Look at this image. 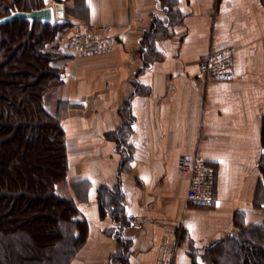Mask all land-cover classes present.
I'll return each instance as SVG.
<instances>
[{
    "label": "crops",
    "instance_id": "obj_1",
    "mask_svg": "<svg viewBox=\"0 0 264 264\" xmlns=\"http://www.w3.org/2000/svg\"><path fill=\"white\" fill-rule=\"evenodd\" d=\"M80 6L84 15H69L70 23L105 27L114 41L88 56L57 47L58 118L88 223L74 264H109L121 250L117 224L97 200L100 186L118 185L130 221L122 233L127 264H158L166 238L179 241L173 264H209L205 249L264 220V0ZM225 46L235 48L234 77L207 80L202 61ZM195 154L216 170L215 207L185 201L189 176L177 163Z\"/></svg>",
    "mask_w": 264,
    "mask_h": 264
},
{
    "label": "trees",
    "instance_id": "obj_2",
    "mask_svg": "<svg viewBox=\"0 0 264 264\" xmlns=\"http://www.w3.org/2000/svg\"><path fill=\"white\" fill-rule=\"evenodd\" d=\"M38 1L21 0L16 9H40ZM62 25L23 19L0 25V264H70L88 236L76 203L55 192L67 174L65 137L58 115L43 104L51 80L61 81L44 47ZM109 192L100 186L97 197L100 211H110L118 227L112 233L121 250L109 264H127L122 233L130 221L119 188ZM202 257L210 264H264V220L208 247Z\"/></svg>",
    "mask_w": 264,
    "mask_h": 264
},
{
    "label": "built area",
    "instance_id": "obj_3",
    "mask_svg": "<svg viewBox=\"0 0 264 264\" xmlns=\"http://www.w3.org/2000/svg\"><path fill=\"white\" fill-rule=\"evenodd\" d=\"M105 30V27L94 25H88L85 28H74L65 37V48L76 56L106 52L112 48L113 39L101 36ZM234 54L235 48L232 46H225L210 52L202 61L203 76L207 80H231L234 77ZM177 169L189 176L185 192L186 203L203 207H215L217 205L218 198L215 193L216 170L214 166L195 154L181 157L178 160ZM132 226L139 229V220L136 219ZM177 250V238L164 239L160 244L158 264H173Z\"/></svg>",
    "mask_w": 264,
    "mask_h": 264
},
{
    "label": "rangeland",
    "instance_id": "obj_4",
    "mask_svg": "<svg viewBox=\"0 0 264 264\" xmlns=\"http://www.w3.org/2000/svg\"><path fill=\"white\" fill-rule=\"evenodd\" d=\"M80 1L81 0H40V2L38 1L39 2L38 4L41 5V8L54 5L55 3H61L64 6V17L61 21V23H64V25H62L60 29H57L54 39L50 43H47L44 47V50L46 52L53 54L54 70L57 71L61 75V77H62L61 65L64 61L62 60L63 56L58 52L57 47H59V46L65 47V45H64L65 44V42H64L65 37L74 28H85L88 25H92L90 23H87V25H86V23L81 22L83 26L79 27L78 24L70 23L69 15H71V14L78 15V16L84 15V11L80 6ZM18 3L20 4L21 0H0V18L7 16V14L9 12H12L13 10L21 9L18 6ZM96 27H98V26H96ZM101 36L104 38H108V37L104 36L103 33ZM112 39L114 41V38H112ZM65 50H66V48H65ZM52 82L53 81L51 80V84L48 86V88L45 90V92L43 94V104L45 107L48 108L49 112H51L54 115H58V117H59L58 93H57V95H55V90H56V87L59 85V83L53 84ZM83 187H84V185H80V184H78V182L75 181V179L73 178V173L70 171L68 172V159H67V174L63 180H61L55 184L54 188H55L56 194L62 198L73 200L76 203V201H77L76 193H77V195H79L80 194L79 192L82 190ZM118 188H119V185L116 187V189H118ZM109 191H110L109 193L112 194V192H114L115 190L113 191V189H112ZM82 197H84V195L78 196V198H82ZM97 197H98V191H97ZM85 243H86V241H85ZM83 246H84V244L74 254L70 264L75 263L76 258H78L80 255V254L78 255V253L80 252V250L82 249ZM178 247H179V241H178ZM205 250H204V252H205ZM192 253H193V256H192L193 260L196 262L199 261L198 260L199 255H198V252L196 251L195 248L193 249ZM203 257H202V259L205 261V259Z\"/></svg>",
    "mask_w": 264,
    "mask_h": 264
},
{
    "label": "water",
    "instance_id": "obj_5",
    "mask_svg": "<svg viewBox=\"0 0 264 264\" xmlns=\"http://www.w3.org/2000/svg\"><path fill=\"white\" fill-rule=\"evenodd\" d=\"M64 17V6L61 3H55L54 6H47L40 9L25 11H12L9 15L0 18V25L11 22L16 19H23L30 23L43 22L48 24H59Z\"/></svg>",
    "mask_w": 264,
    "mask_h": 264
},
{
    "label": "bare ground",
    "instance_id": "obj_6",
    "mask_svg": "<svg viewBox=\"0 0 264 264\" xmlns=\"http://www.w3.org/2000/svg\"><path fill=\"white\" fill-rule=\"evenodd\" d=\"M53 6H54V5H53ZM53 6H52V7H53Z\"/></svg>",
    "mask_w": 264,
    "mask_h": 264
}]
</instances>
